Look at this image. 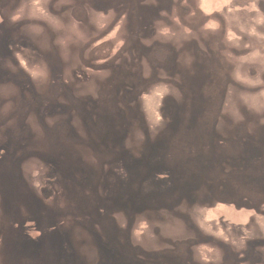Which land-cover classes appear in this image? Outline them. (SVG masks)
<instances>
[{
    "label": "rangeland",
    "instance_id": "1",
    "mask_svg": "<svg viewBox=\"0 0 264 264\" xmlns=\"http://www.w3.org/2000/svg\"><path fill=\"white\" fill-rule=\"evenodd\" d=\"M3 4L0 264H264V191L203 173L264 129V0Z\"/></svg>",
    "mask_w": 264,
    "mask_h": 264
},
{
    "label": "trees",
    "instance_id": "2",
    "mask_svg": "<svg viewBox=\"0 0 264 264\" xmlns=\"http://www.w3.org/2000/svg\"><path fill=\"white\" fill-rule=\"evenodd\" d=\"M15 1L16 0H4V4L2 7H7L6 4L8 3L10 4ZM255 128L256 129L254 131H251V129L249 130L250 134H246L245 136L242 137V151L238 155L231 158L228 156H223L219 151V154L216 157L217 166L216 165L212 166L210 169H207L205 167L203 170V173L206 174V176H208L209 173L218 171L222 176L219 178V183L218 182L216 183L220 184L222 190L228 189L232 184L236 185L237 186L236 188L242 189L243 191L242 194L246 195L245 199L251 202H252L251 197H253L252 191L253 192L260 191V193L264 191V144L261 143L264 142V129L257 127ZM193 130H198V129L194 127L191 129V131ZM216 135L220 140V137H222V135H220L219 133L217 132L208 133V134L206 133V137H208V139L210 138L211 142H218ZM223 140L225 142H228V140L231 139H223ZM261 148H263V151L261 150ZM110 165L111 167L106 166V168L109 169L105 168V173L107 175V178L106 181H104V184L107 191H111L113 186L120 181L119 179H117L115 184L111 182L110 180L112 174L111 171L116 168H115V164H110ZM230 174L233 177V181H231L228 178ZM126 183L127 182H125V184ZM201 183L202 180L200 178L196 182H194L192 186L201 185ZM204 184L212 185V181L206 180L205 182H203V185ZM214 186L217 189H219L217 185L214 184ZM196 188L200 189L199 187ZM236 188H234L233 193H237ZM256 201L259 200L257 199Z\"/></svg>",
    "mask_w": 264,
    "mask_h": 264
}]
</instances>
